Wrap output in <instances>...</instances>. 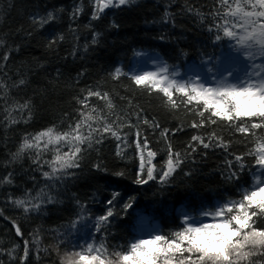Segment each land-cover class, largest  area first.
I'll return each instance as SVG.
<instances>
[{"label":"trees","instance_id":"obj_1","mask_svg":"<svg viewBox=\"0 0 264 264\" xmlns=\"http://www.w3.org/2000/svg\"><path fill=\"white\" fill-rule=\"evenodd\" d=\"M217 6L215 0H135L108 8L93 20L94 0H0V264H21L25 241L29 255L23 264H61L65 253L81 251L89 243H103L109 255L127 251L131 242L143 238V225L154 228L155 234L168 235L183 226L185 214L201 219L202 211L239 199L241 190L252 184L256 169L251 157L238 179L226 178V161L247 152L252 137L245 139L219 123L193 129L191 123L199 117L183 104L178 110L166 109L157 94L149 95L129 79L138 51L158 53L170 69L182 72L204 60L214 64L228 51L230 42L215 41V29L209 31ZM165 11L172 17L168 22H164ZM49 12L55 19L41 25L39 19ZM52 40L57 42L49 46ZM116 68L123 73L119 79L112 78ZM21 79L23 85H19ZM89 88L109 93L113 109L96 97L90 104L105 115L111 112V120L120 117L124 125L119 129L120 141L106 135L91 149L85 145L80 167L61 179L43 176L44 171H51L44 163L52 160L51 151L43 154L41 166L33 162L35 150L13 159L26 136L53 126L63 132L74 124L80 109L77 98H83ZM26 101L28 109L14 110ZM13 119L15 123L10 122ZM143 120H154L160 128L154 130ZM129 122L134 126L128 127ZM137 129L157 152L153 162L158 168L165 164L168 143L182 154L183 162L168 183H134L139 167L133 143ZM163 129L175 130L169 132L167 141L161 136ZM211 132L230 142L227 151L197 145L198 152L186 155L193 135L206 137ZM125 135L128 146L123 142ZM233 170L238 171V166ZM41 192L45 202L36 211L25 213L12 202ZM113 193L118 195L108 204ZM48 196L53 202H46ZM129 201L131 207L125 210ZM109 208L113 215L97 231V217ZM13 221L22 237L16 235ZM256 226L264 228V217L257 219ZM256 261L264 264V256L254 257L253 264Z\"/></svg>","mask_w":264,"mask_h":264},{"label":"snow or ice","instance_id":"obj_2","mask_svg":"<svg viewBox=\"0 0 264 264\" xmlns=\"http://www.w3.org/2000/svg\"><path fill=\"white\" fill-rule=\"evenodd\" d=\"M133 3L135 0H94L92 19H99L108 8H119ZM215 3L218 6L212 11L214 23L209 31L215 29V41L227 39L231 42L230 47L247 61L242 74L236 75L234 71L226 69V75L221 74L218 78L214 76L210 84L203 82L199 76L180 80L176 79L177 73L170 71L166 62L154 60L155 70L133 73L129 79L136 88L149 95L157 94L166 109L178 110L183 104L188 112L199 117L192 121L193 129L219 123L233 129L245 139L252 137V146L247 152L233 155L231 160L226 161L229 173L226 178L233 180L239 178L240 171L247 166L245 160L251 157V166L256 169L252 173V184L241 190L239 199L227 200L217 204L214 210L202 211L200 216L210 218L209 222L197 223L193 217L185 214L183 226L168 235L158 232L149 238H137L129 244L127 251H116L110 255L103 243H89L81 251L65 253L61 257V264H253L254 257L264 256V228L256 226L257 219L264 217V135L258 134V130L264 131V63H255L257 59L264 60V0H215ZM78 12L79 9L75 10L73 15ZM54 19L55 15L49 12L46 18L41 17L38 22L43 25ZM171 19L170 13L165 11L164 22ZM36 22L34 18V23ZM98 35L99 33L93 36V43H96ZM56 42L50 41L49 46ZM7 59L8 55L5 54L4 60ZM122 74L121 69L116 68L112 78L119 79ZM24 83L23 79L19 81V85ZM92 97L106 102L109 110L114 108L109 93L89 88L83 98H77L80 109L74 124H69L68 129L63 132L57 131L53 126L34 136H26L13 159L21 157L26 151L35 150L36 159L33 162L41 166V157L51 151L54 153L52 160L44 161L51 171H44L43 176L48 179H61L73 174L69 170L80 167L85 145L91 149L94 144L101 143L106 135L120 141L122 137L119 129L124 126L120 117L109 119L112 113L105 115L102 110L92 106ZM28 108L29 102L26 101L24 104H17L14 110L23 112ZM28 118H31V112ZM137 119L139 121V113ZM10 122L16 121L13 119ZM142 123L154 130L160 128L159 123L154 120H143ZM127 126L134 125L129 122ZM170 131L175 130L161 131V136L166 141ZM123 142L128 146L127 135L123 137ZM133 143L139 160L134 180L138 185L147 184L149 181L168 183L183 162L182 154L175 152L171 143H168L167 159L164 166L158 168L153 162L157 152L151 150L149 141L142 138L139 129ZM197 145L203 149L217 147L227 151L230 142H225L215 132L206 137L193 135L188 145L190 151L186 155L198 152ZM117 155H122L119 144ZM237 166L239 170H233ZM5 179L11 182L10 178ZM44 195L41 192L34 198L16 199L12 202L28 213L40 208L41 203L45 202L42 199ZM117 195L113 193L112 199L107 203L112 204ZM46 202H53V197L48 196ZM130 207L131 201L125 203V210ZM112 215L113 211L109 208L105 215L97 217L96 230L100 231ZM13 227L16 235L22 237L23 233L15 221ZM28 255L29 243L25 241L21 264ZM255 264L261 262L256 261Z\"/></svg>","mask_w":264,"mask_h":264},{"label":"rangeland","instance_id":"obj_3","mask_svg":"<svg viewBox=\"0 0 264 264\" xmlns=\"http://www.w3.org/2000/svg\"><path fill=\"white\" fill-rule=\"evenodd\" d=\"M230 44L231 42H229L228 51L224 52L219 59H216L214 64H212L211 60H204L200 65L188 67L186 72H182L176 68L170 69V71L177 73L176 79L187 80L199 76L203 82L208 84L213 82L214 76L218 78L221 74L226 75V69L234 71L236 75H240L243 73L247 61H245L241 54L235 51L233 47H230ZM154 60L163 61L158 53L136 52L131 64L132 72L139 73L142 71L155 70V65L153 64ZM255 63H264V60L257 59ZM209 219L210 218L202 217L201 219H196L195 222H209ZM141 229L143 238H149L150 235L155 234L154 231H156L148 225H143Z\"/></svg>","mask_w":264,"mask_h":264},{"label":"bare ground","instance_id":"obj_4","mask_svg":"<svg viewBox=\"0 0 264 264\" xmlns=\"http://www.w3.org/2000/svg\"><path fill=\"white\" fill-rule=\"evenodd\" d=\"M143 224H145V223H143Z\"/></svg>","mask_w":264,"mask_h":264}]
</instances>
